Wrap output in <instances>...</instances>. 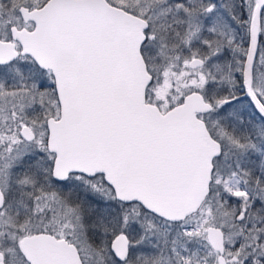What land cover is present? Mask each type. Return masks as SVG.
<instances>
[{
	"label": "snow or ice",
	"instance_id": "6c2138e0",
	"mask_svg": "<svg viewBox=\"0 0 264 264\" xmlns=\"http://www.w3.org/2000/svg\"><path fill=\"white\" fill-rule=\"evenodd\" d=\"M0 264H264V0H0Z\"/></svg>",
	"mask_w": 264,
	"mask_h": 264
}]
</instances>
